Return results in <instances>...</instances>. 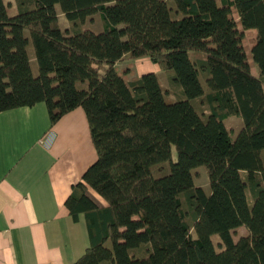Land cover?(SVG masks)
<instances>
[{"label": "trees", "instance_id": "obj_1", "mask_svg": "<svg viewBox=\"0 0 264 264\" xmlns=\"http://www.w3.org/2000/svg\"><path fill=\"white\" fill-rule=\"evenodd\" d=\"M16 6L10 16L0 0V112L44 103L53 124L80 107L97 155L65 201L73 222L83 215L89 240L73 264H264V0ZM96 14L101 32L78 28ZM140 59L165 73L176 101L154 73L131 78V67L116 68ZM231 117L243 123L234 138ZM198 167L209 193L194 185ZM240 227L249 236L235 242Z\"/></svg>", "mask_w": 264, "mask_h": 264}, {"label": "crops", "instance_id": "obj_2", "mask_svg": "<svg viewBox=\"0 0 264 264\" xmlns=\"http://www.w3.org/2000/svg\"><path fill=\"white\" fill-rule=\"evenodd\" d=\"M3 1L14 16L13 0ZM247 33L255 40V30ZM28 53L34 74L31 45ZM96 160L82 108L53 124L44 103L0 112V264H73L84 254V217L73 222L65 201ZM88 195L105 206L91 190Z\"/></svg>", "mask_w": 264, "mask_h": 264}, {"label": "rangeland", "instance_id": "obj_3", "mask_svg": "<svg viewBox=\"0 0 264 264\" xmlns=\"http://www.w3.org/2000/svg\"><path fill=\"white\" fill-rule=\"evenodd\" d=\"M12 6L16 9V0L12 1ZM59 11V8H58ZM13 12H10L12 14ZM59 13V18H60V23L63 26V28L68 27L71 28V25L66 21L65 17ZM235 19H237V16H235ZM78 28L80 29H88L92 30L96 33L101 32L103 30V24L101 21V18L99 17L98 14L93 15L89 18H87L83 23L78 24ZM253 37H248L246 39V46L248 49H251L253 45ZM249 53V51H248ZM250 62H252L250 60ZM128 65L131 66L132 74L131 78H140L142 75L147 74V73H154L159 81L161 82L162 85V90L165 93L166 101L172 102L177 100L176 92H177V87L172 85L170 81L167 79L165 73L157 66L152 64L148 59H140V60H135V61H130V62H122L118 64V71H121L125 69ZM253 73L256 74L257 69L253 65L252 69ZM34 75H38V70L37 67L34 70ZM257 75V74H256ZM264 80V79H263ZM201 110H206V107L201 108ZM227 128L230 130V135L232 138L236 137L238 134L239 130L241 129L243 123L242 120L236 117H231L226 120L225 122ZM171 161L175 162L176 161V151L174 148L171 150ZM169 162L166 164H162L154 169L155 174L158 177H161L165 173L169 171ZM193 175H194V185L196 187H201L206 193L210 192L209 188V180H208V174L207 171L204 167H198L197 169L193 170ZM251 204V202H250ZM249 236V232L247 231L246 228L240 227L234 231L233 234V240L237 242L240 238L242 237H247ZM212 242L215 246V249L217 252H220L222 250L221 241L218 236H213L212 237Z\"/></svg>", "mask_w": 264, "mask_h": 264}]
</instances>
